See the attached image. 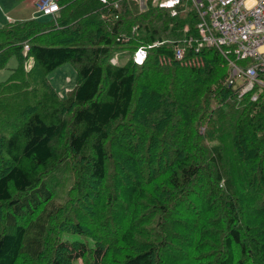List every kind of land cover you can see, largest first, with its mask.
<instances>
[{"label": "trees", "instance_id": "1", "mask_svg": "<svg viewBox=\"0 0 264 264\" xmlns=\"http://www.w3.org/2000/svg\"><path fill=\"white\" fill-rule=\"evenodd\" d=\"M56 1L0 26V69L18 62L0 81V264H264V85L240 95L189 42V0Z\"/></svg>", "mask_w": 264, "mask_h": 264}, {"label": "built area", "instance_id": "2", "mask_svg": "<svg viewBox=\"0 0 264 264\" xmlns=\"http://www.w3.org/2000/svg\"><path fill=\"white\" fill-rule=\"evenodd\" d=\"M105 1V0H104ZM117 6L121 0H109ZM138 3L141 10L147 5L171 7L180 0H130ZM197 14V46H213L220 51L228 63V84L239 85L240 95L251 91L255 84H263L258 78L264 74V0H190ZM35 6L42 16H53L59 11L56 0H36ZM176 10L172 9L175 15ZM156 41L147 48L157 46ZM28 48L24 45V51ZM147 48L139 47L133 56L141 63ZM184 47L177 45L174 57L181 59ZM112 62L115 59H111ZM33 61L29 58L24 67L29 70ZM257 94L251 99L255 100Z\"/></svg>", "mask_w": 264, "mask_h": 264}, {"label": "rangeland", "instance_id": "3", "mask_svg": "<svg viewBox=\"0 0 264 264\" xmlns=\"http://www.w3.org/2000/svg\"><path fill=\"white\" fill-rule=\"evenodd\" d=\"M32 1L33 0H29L27 5H26V3L23 4L24 6H22L23 8H21V10L27 11L26 7L31 6L32 10H34V14H35L34 18L43 19V20L50 19L49 16L40 15L37 11L36 6H35L36 0L34 1V3H32ZM188 3L193 8V4L191 3L190 0L188 1ZM3 11L4 10L0 7V17L3 19L4 22L6 20H8V21L22 20V18H24V17L15 16L11 12L9 14H7ZM24 19H29V18L25 17ZM3 21H0V26L3 25V23H4ZM115 59H116V62L118 61V63L125 62V58H122L120 56H116ZM17 64H18L17 59L14 56L11 57L8 60L6 67L3 69H0V81L5 80L9 76V74L11 73V69L16 67ZM23 68H24V70H26L24 67V64H23ZM26 71H28V70H26ZM48 78H49L52 86L55 88V90L57 91V93L59 94V96L61 98L66 97L68 95V93L75 87V84H76V72L69 63H65V64L61 65L59 68H57L56 70H54L53 72H51L48 75ZM76 236L77 235H72V237H76ZM76 264H83L82 259H78Z\"/></svg>", "mask_w": 264, "mask_h": 264}, {"label": "crops", "instance_id": "4", "mask_svg": "<svg viewBox=\"0 0 264 264\" xmlns=\"http://www.w3.org/2000/svg\"><path fill=\"white\" fill-rule=\"evenodd\" d=\"M35 0L32 1V3H34ZM29 2V0H0V7L4 10L3 12L9 14L10 12L13 13V15L15 16H19V17H26V18H34V10H32L31 6H27V11H23L21 10V8H23L22 6H24L23 4ZM24 18H22V20H25ZM0 21H3V19L0 17ZM14 21V20H11ZM4 22V21H3ZM7 22H10L8 20H6L4 24H6ZM2 25V26H3Z\"/></svg>", "mask_w": 264, "mask_h": 264}]
</instances>
